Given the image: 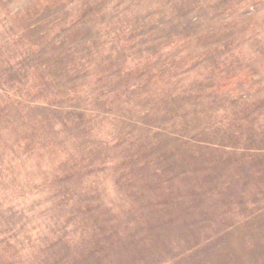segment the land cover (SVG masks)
Here are the masks:
<instances>
[{
  "label": "rangeland",
  "instance_id": "obj_1",
  "mask_svg": "<svg viewBox=\"0 0 264 264\" xmlns=\"http://www.w3.org/2000/svg\"><path fill=\"white\" fill-rule=\"evenodd\" d=\"M0 264H264V0H0Z\"/></svg>",
  "mask_w": 264,
  "mask_h": 264
}]
</instances>
